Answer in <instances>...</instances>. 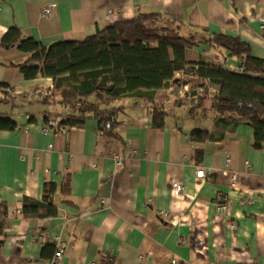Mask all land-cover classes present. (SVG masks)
<instances>
[{"label":"crops","instance_id":"0c3cea01","mask_svg":"<svg viewBox=\"0 0 264 264\" xmlns=\"http://www.w3.org/2000/svg\"><path fill=\"white\" fill-rule=\"evenodd\" d=\"M138 14L179 25L194 42L190 63L241 67L209 48L216 35L240 38L264 61V0H0V43L11 28L45 47L83 42ZM28 57L0 46V85L20 107L18 129L0 131V201L9 215L0 264H47L56 238L67 244L61 264H264V147L255 148L249 125L227 119L223 131L211 115L171 106L183 95L173 83L159 93L171 106L164 128L153 125L149 107L121 101L111 106L119 110L117 137L103 136L93 119L54 130L43 90L52 92L54 82L26 80L17 66ZM10 111L0 105V114ZM72 114L61 107L53 120ZM194 129L213 137L194 143ZM200 169L210 174L198 178ZM67 179L70 195L63 197ZM47 183L57 186V216L23 217L24 197L41 200Z\"/></svg>","mask_w":264,"mask_h":264},{"label":"trees","instance_id":"16d2710c","mask_svg":"<svg viewBox=\"0 0 264 264\" xmlns=\"http://www.w3.org/2000/svg\"><path fill=\"white\" fill-rule=\"evenodd\" d=\"M193 45V39L181 36L179 25L161 14H138L83 42L61 41L45 47L34 39L24 38L19 29L11 28L0 43L5 49L18 47L29 56L17 66L26 80L39 77L53 80V91L45 103L51 110L46 114L48 124L57 116L52 104L73 113L60 118L58 129L93 119L103 136L117 137L119 124L115 117L119 110L111 106L121 101L149 107L153 125L161 129L168 107L183 104L191 113L200 111L205 117L213 116L215 127L223 131L227 119L232 120L233 127L246 123L253 129L255 148H263L264 61L254 57L250 46L240 38L216 35L209 39V48L224 50L240 59L242 71L205 62L190 63L186 52ZM178 74L182 77H177ZM173 83L196 85L204 92L186 94L167 107L159 93ZM211 88L217 90L215 96H208ZM8 89L9 86L0 85V105L11 108L9 113L0 114V131L12 132L19 127L14 111L20 107ZM212 137L211 132L203 129L191 133L194 143H204ZM198 154L200 157L202 152ZM56 191L55 184L47 183L41 200L24 197L22 216L56 217L58 209L53 201ZM62 194L70 195L69 179L62 186ZM8 223V204L0 201V249L5 244Z\"/></svg>","mask_w":264,"mask_h":264},{"label":"built area","instance_id":"2783aa9c","mask_svg":"<svg viewBox=\"0 0 264 264\" xmlns=\"http://www.w3.org/2000/svg\"><path fill=\"white\" fill-rule=\"evenodd\" d=\"M50 12H51V8H45L43 10V15H45V16L49 15ZM234 70L235 71H242V67L235 68ZM50 127L53 128L54 130H56L58 128V121L57 120L51 121ZM62 130L65 131V128H63ZM51 148H52V146H51ZM115 161H116L118 166H122L123 165L122 160L120 158L115 157ZM209 174H210L209 171H206L204 169H200L197 172V177L198 178H206ZM225 174L229 175L228 172H225ZM230 178H231L232 183H236L238 181L237 174H231ZM182 191H183V186L182 185H177L175 187V192L176 193H181ZM54 245H55V249H56L55 256L51 260H49L47 262V264H61L62 263L65 251L67 249V244L63 240H61L60 238H56L55 242H54ZM173 263H175V262L173 261Z\"/></svg>","mask_w":264,"mask_h":264},{"label":"rangeland","instance_id":"374dc122","mask_svg":"<svg viewBox=\"0 0 264 264\" xmlns=\"http://www.w3.org/2000/svg\"><path fill=\"white\" fill-rule=\"evenodd\" d=\"M54 86V85H53ZM187 89V88H186ZM185 89V86H183V85H181V84H177L176 86H174L173 87V92L175 93V95H178V94H183L182 96H181V98L183 97V96H185L186 94H193V93H196V94H199V93H201V92H204V91H201V89H199V88H196V85H189L188 86V89L186 90ZM43 90H44V93H45V103L48 101L47 99H48V95L50 96V94H51V89L48 87H44L43 88ZM164 94V93H163ZM162 94V97H164V95ZM165 94H167V93H165ZM217 94V90L216 89H213V88H211L210 89V91H209V95L208 96H215ZM42 95V94H41ZM133 101H131V103H132ZM135 102V101H134ZM54 103H55V100H54ZM54 107L52 108V111L54 112V113H57V110H59V108H61V106L59 105V104H52ZM20 109H16V112L17 111H19ZM18 116H19V114H18Z\"/></svg>","mask_w":264,"mask_h":264}]
</instances>
